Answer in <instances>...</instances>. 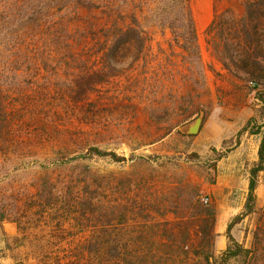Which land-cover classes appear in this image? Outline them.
Returning a JSON list of instances; mask_svg holds the SVG:
<instances>
[{"label": "trees", "instance_id": "1", "mask_svg": "<svg viewBox=\"0 0 264 264\" xmlns=\"http://www.w3.org/2000/svg\"><path fill=\"white\" fill-rule=\"evenodd\" d=\"M192 2L0 0V180L7 174L2 168L5 164L21 161L16 156L21 150L37 155L44 146L61 144L67 151L42 165L46 173L31 196L34 206L40 208L41 232L48 230L44 238L53 239L46 236L54 228L48 225L53 220H57L59 230H66L64 226L71 220L81 226L90 223L92 230L88 243L71 254L34 245L31 250L39 264H185L191 257H214L216 209L195 200V188L182 202L190 216L201 222L196 233L198 248L192 249L188 227L168 220L160 225L149 215L178 214L181 202L167 203L151 192V187L138 193L129 185L126 197H117L110 205L97 190L99 178L82 162L124 164L131 159L83 140V130L59 123L65 119L70 125L76 120L96 125L102 111L93 96L121 77L132 80L140 60L151 56L153 35L141 22L146 16L155 27L169 31L168 46L185 67L158 79L160 84L147 93L153 97L148 112L169 113L170 108L163 105L166 98L183 108L187 118L183 122L206 111L201 99L209 95L207 67ZM213 12L205 30L210 54L226 71L229 84L255 91L263 108L262 122L252 127L255 119H250L239 132L261 135V141L258 162L250 170L244 211L233 218L226 231L229 246L220 264H231L245 253L231 235L232 226L255 212L258 176L264 171V0H215ZM92 57H99L100 62H92ZM128 91L134 94L138 90L131 85ZM67 139L74 142L73 149H69ZM11 149L15 154L8 157ZM214 152L216 161L228 153ZM59 170L65 172L61 181L54 177ZM6 208L0 206V223L15 220L22 236L13 241L26 247L31 235L28 228L22 218L12 216V208ZM159 227L161 232L156 230ZM166 240L177 245H165Z\"/></svg>", "mask_w": 264, "mask_h": 264}, {"label": "rangeland", "instance_id": "2", "mask_svg": "<svg viewBox=\"0 0 264 264\" xmlns=\"http://www.w3.org/2000/svg\"><path fill=\"white\" fill-rule=\"evenodd\" d=\"M214 5L215 0L192 2L203 61L207 67L209 90V95L201 99V106L206 111L198 113L203 112L204 119L196 135H183L180 128L198 115L183 122L187 119L186 114L172 100L166 98L163 102L164 106L170 108L169 113L161 115L160 111L150 115L147 110L148 103L153 100L147 93L160 84L158 79L164 78L169 71L185 70L180 58L168 46L171 38L169 31L155 27L148 16L142 18L141 22L145 31L153 35L151 56L140 60V66L132 80L126 76L121 77L118 82L100 88L93 96L94 102L102 111L96 125H85L78 120L72 125L65 119L59 122L70 129L83 130L85 134L80 135L81 139H89L92 144L131 159L124 164L106 160L82 162L99 178L96 185L100 187L97 190L110 205L117 197H126L124 192L130 185L132 190H139L138 193L151 187V192L159 194L167 203L173 201L181 204L193 195L192 189L195 188V200L202 205L215 207L214 257L211 261L209 258L191 257L185 264H220L222 253L229 246L226 235L228 225L244 211L250 170L258 162L261 141V135H253L249 131L239 135L250 119H255L252 127L262 122L263 108L256 99V92L242 86H231L226 71L207 48L205 30L213 19ZM92 62L99 63L100 58L92 57ZM147 62L152 64L148 66ZM44 75L47 76L46 73ZM131 85L138 90L134 94L128 93ZM164 85L171 86L170 83ZM66 143L71 144L69 149L75 147L74 142L69 139ZM60 145L44 146L37 150V155L21 150L22 152L16 153L20 162L2 167L7 174L0 180V206L12 208V216L22 218L28 228L26 231L31 235L27 246L19 247L13 241L15 237L22 236L18 223L12 218L0 223V264H39L31 250L34 245H47L55 253L67 251L71 254L74 249L85 246L90 240L91 224L76 225L72 220L66 222L64 231L59 230L57 220L48 223L54 228L46 236L52 235L53 239L44 238L49 233L48 230L41 232L44 224L39 218L40 208L34 206L31 196L40 187L46 173L42 165L47 164V159L62 156L67 151ZM214 150L217 153H228L216 161L217 154ZM14 154L15 151L11 149L8 157ZM64 176L65 172L61 170L54 175L60 181ZM118 192L121 194L117 195ZM256 194L255 212L232 226L231 235L245 253L231 264H264V171L258 176ZM181 206L177 210L178 214L167 213L162 217L160 213L151 212L149 215L160 225L168 220L188 227L193 237L191 248L196 249V233L201 222L199 218L190 216L186 205ZM28 221L32 223L29 224ZM162 229L156 228L160 232ZM149 244L162 245L152 242ZM171 244L177 245L176 241H165V245Z\"/></svg>", "mask_w": 264, "mask_h": 264}, {"label": "water", "instance_id": "3", "mask_svg": "<svg viewBox=\"0 0 264 264\" xmlns=\"http://www.w3.org/2000/svg\"><path fill=\"white\" fill-rule=\"evenodd\" d=\"M203 119H204V113L201 112L197 117L184 124L180 128V132L183 135H196L202 127ZM209 260L211 261L212 257H210Z\"/></svg>", "mask_w": 264, "mask_h": 264}]
</instances>
